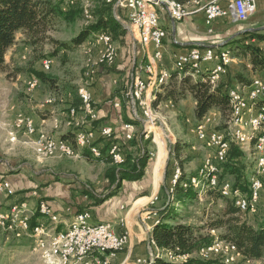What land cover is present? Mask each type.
<instances>
[{"label":"rangeland","instance_id":"obj_1","mask_svg":"<svg viewBox=\"0 0 264 264\" xmlns=\"http://www.w3.org/2000/svg\"><path fill=\"white\" fill-rule=\"evenodd\" d=\"M105 5H107V3H105V0L63 1L62 8L66 13L71 10L77 11L78 14H76L73 21L67 22L64 18H54L53 24L47 34V37H49L50 40L42 41L35 47H31L25 44L26 48L19 61L20 64H16L17 67H20L19 72L22 75L19 74L17 77L11 76V74L9 76H0V85L6 86L9 90L11 105L8 107V109L12 113L14 112L12 115L15 119L14 124L11 127H9L11 122L3 123V125L1 124L2 122L0 123V130L3 131L6 135L5 139L0 142V162L5 164L8 170L12 172L18 171V168L21 166V160H19L18 157L22 156L26 157L25 160L28 161V163H31L30 167H32V169L37 174L42 170L51 168V166L49 165H55L56 159H68L61 156L60 154L47 158L37 156L35 152V141L37 139V136H27L23 131H16L15 124L18 120L17 117L20 114L25 115L27 112H24L22 109L17 107L25 105L26 101L29 106L35 107H26L33 114H37L38 111H45L49 108L50 110L47 111H53L54 119L58 118L65 121L66 119H69L72 122L70 128L63 126L60 128V130L54 129L53 131L51 130L54 128L55 124L53 119L52 128H48L50 130L47 129V132H52L53 135H55L54 133L56 131L60 132L61 129H73L75 131L81 129L82 127H95V124L96 126L113 125L114 121L110 119L105 121V125H101L100 123H103V121H101V118L99 120L98 116V120L96 122L90 123L87 126L85 114L81 111V102L80 105H78L79 98L75 93L78 86L86 85L90 89L92 96H94L93 88L97 85L101 75L104 72H106V74L112 73V75H118L120 72L123 73L120 77V91L125 90L127 87L126 85H128L131 78H133L131 75V71L134 67V49L131 38L132 36L122 26H125L128 23L122 16V10H117V18L116 15L114 16V12L116 10L112 6L111 13L113 14L117 22H119V28L115 29L114 27H109L102 31L109 34L116 49V58L114 63H108L106 65L98 63L102 49L100 45L93 41L94 35L89 37L86 42H84V44L80 46H76L71 43L72 40L86 28V26L96 23V13L99 8H105ZM159 8L160 10H165L164 6L156 7V10L158 11ZM254 15H252V18H250L247 22L240 25H233L225 21L216 23L215 28H213V32L209 34L210 36H215V38L211 40V43H221L234 34L235 37H237L236 33L242 29H245L246 27H259L260 31H264V12H257V14ZM172 28L173 25H171V29ZM63 44L67 45V47H63ZM262 47L264 48V45ZM224 50H230L229 52L232 56L236 55L231 47ZM49 58H52L54 63L52 68L49 71H45L44 73L48 77L55 80L52 84L51 89L47 86L44 87L39 83V86H37L34 90L29 91L30 81L33 80V78H37L35 75V71L42 72V61ZM139 58L140 57L136 58L137 61H139ZM204 66L213 67L212 64H206ZM182 70L183 69L175 68L172 73L179 74L177 71ZM87 72H91L92 75L90 77H87ZM236 72L243 73L247 78H250L251 74L256 76H260L261 74L264 75L263 70H252V67L251 65H249L248 61L245 60V62L240 63L239 60H235L231 62L226 74L220 78L217 85L221 84L229 88L233 87L236 90L231 91H238L244 94V91L246 92V88H248V86L243 88L242 86H240L238 90L237 83L234 78ZM169 73L172 74L171 72ZM199 75H203V73H196L192 75V77L194 80H196L198 79ZM181 76L182 74L178 75V80L181 78ZM10 77L14 78L11 79ZM170 81L171 80H169L167 84L159 87L160 89H163L161 93H164V91L168 88V86L170 85ZM53 97L59 99V102L50 104V98ZM94 98L95 97H93V99ZM20 103L22 104L20 105ZM194 103V99L188 97L186 100L180 101L178 104L174 102L164 101L157 104V106L153 105L157 121L154 124L155 126L148 129L149 131L146 130L145 126L143 125L142 120H144V118L143 114L141 113L142 111L139 108L137 111L139 120H134L135 122L133 121V123L138 124L137 127L134 128V130L131 129L130 131H124L126 135H133V138L130 141H132L131 143L137 147L135 150H133L134 153L138 152L143 156L148 155L149 157L147 162V174L145 178V182L151 185L148 197L150 198L151 196H153V193L154 195L158 196V200L155 201V203L150 207L152 209L159 210L164 206L166 201H168L169 203L176 201L177 198H174V187L178 183H180V185L184 188H186L188 184H191V188L188 187L189 190H199L197 199L192 203H188L187 205H185L183 202H177L176 204L172 203V207L177 213V223L191 225L196 235H200L201 237H203V239L209 238L210 240L212 239V241H214L216 238H220L224 234L223 229L214 228V226L212 225L218 218L220 211L226 207V202L224 199L216 200L215 198L209 196V193H207L209 189L205 191L202 190V186H207V184L204 181L203 176L200 175V171L204 167L206 161L213 158L214 150L207 147L197 138L196 126L199 121H197L195 118L193 110ZM127 104L129 114H127V111L120 105V109L121 107L122 109L119 113H117L118 117L116 118L115 123L119 125L121 122L125 123V120L127 118L126 116H129L130 113V117H133L135 119L128 100ZM69 108H76L79 110L77 116L73 119L70 118L69 115H67ZM214 119L215 120L213 121L211 128L215 130H223L227 126L230 116H223L219 111H217V113H215ZM124 125L125 124H122L121 128L124 127ZM111 127L114 129L113 126ZM156 130L159 134L155 142L154 133ZM147 131H152L151 133H149L148 137ZM13 132L17 134L15 142L11 141L10 134ZM158 149H160L159 152ZM129 150L130 149L128 147L126 154L127 160L129 157ZM243 152L245 153L244 162L246 163L247 169L252 174V176L253 173L254 175H256V154L253 153L254 151L252 148H245ZM79 160L80 159H71L70 162L66 161V163L68 166H72L76 171L81 170L83 171V174H87V176L83 174L82 176L87 177L84 183L87 186L86 190L88 192V202L90 201V199H92V197L96 199H102L106 191V186H104V174H106L108 168H103V165L101 164L88 165L82 163L79 166ZM123 165H115V167L113 166L112 168L113 171H116L119 181H121V177L118 176V172L119 170L124 168ZM178 168H180L181 176L184 174L185 176L193 175V177H197L200 173L198 181L192 182V184L190 181L185 180L184 182L179 181L175 184L173 181L175 179L176 170ZM154 170L156 172H154ZM153 173H155V177L158 181L157 183L161 182L158 189H156L155 187ZM32 177H37V175L33 174ZM259 177L263 181V191L261 192V197L255 213L240 212L243 218L255 228L259 227V225L264 222V174L260 175ZM223 180L225 181V179ZM226 181L233 183L232 178H227ZM38 190L39 188L37 187L30 190L33 194L32 197L34 198V200H36L34 202L36 208L31 207L29 204L20 205V208L25 206L22 217L24 218L28 215L30 223L36 217H40L41 219H48V224H46V222H44L43 220L36 223V225H38L40 229H46L48 231L47 233L51 235L58 229V226L61 223L59 217L60 215L56 214L48 205V203L45 204L49 206L51 216L46 217L41 214H37L40 209L37 208L40 201H46L45 199H36L37 197H39ZM13 192L15 196L24 194L26 195L28 193L26 191L16 192L14 189ZM21 200L19 201L27 202L26 200ZM13 205H16V203ZM92 207L94 206L88 204L85 208H82L72 222L76 220L79 214L86 211H91ZM0 214H4L7 218L10 219V215L4 213V211H0ZM51 217H56L58 219V222L54 223L51 220ZM158 217L157 222L159 219ZM88 221L91 223V219L88 218ZM12 224V222L9 224V231H6L4 228L0 227V264H64L59 258L60 254L55 251L52 245L48 244L46 249H41L38 246L37 241L43 239L48 241V238L42 235L35 236V227L32 229H28L27 235H20L17 238V228L12 226ZM151 246L153 249V254L151 255H154L156 251L157 254L161 253V255H163L162 251H158L157 246L153 245L152 243ZM193 257L200 259L198 253H196ZM189 259L190 256L185 259H178V261L179 263H183V261ZM227 260H229V262H226ZM211 261L218 262L219 264H264V257L260 260H245L243 257H241L240 255L238 256L237 254L225 255L224 253L220 252L212 255L208 262ZM103 264L110 263H107L106 261Z\"/></svg>","mask_w":264,"mask_h":264},{"label":"crops","instance_id":"obj_2","mask_svg":"<svg viewBox=\"0 0 264 264\" xmlns=\"http://www.w3.org/2000/svg\"><path fill=\"white\" fill-rule=\"evenodd\" d=\"M256 5H257V9L255 14H257V12L258 13L264 12V0H256ZM157 12H158L161 29L164 32L163 60L159 64V67L161 69H166L171 73L172 71L175 70L174 59H173L175 54L178 55L185 54L193 47H200L205 49L214 48L216 50H224L229 47H225L221 45L226 43V41L230 40L229 39L230 37L231 38L235 37L234 34L221 43H217V44L211 43V40L214 39L215 36L209 35L213 32V30L212 32H209V28L205 24V16L203 13L196 14L180 22H174L171 19L166 8L165 10H160L159 8ZM114 16H115V12H114ZM122 16L126 18V12L124 10L122 11ZM224 21L229 22L233 25L243 24V23H233L231 21V18L227 17L215 21L213 28H215L216 23L224 22ZM171 25H173L172 29H171ZM122 26L132 36L131 38L134 49V61H133L134 67L131 71L132 72L131 75L140 76L142 78H145L146 80L147 75L143 71V67L146 66L147 64H150L151 55L154 54V46L152 45L150 47L149 37H140L137 31H133V32L130 31L128 29V23L127 25L125 26L122 25ZM253 30H259V27L257 28L246 27L245 29L238 31L236 35L245 33L246 31H253ZM25 44H26V39L24 34L22 32H18L16 35L15 44L8 50L6 56V64L8 65L10 71L9 72L0 71V76L2 75L9 76L11 74V76L17 77L19 75L14 73V71L15 69H20V67H17L16 64H20L19 61L26 48ZM137 57H140L139 61H137L136 59ZM235 60H239L240 63L245 62V59H241V58L238 59L234 58L233 61ZM122 74L123 73L120 72L118 75H112V73L106 74V72H104L101 75L97 85L93 88V95H94L93 97H95L94 98L95 108L97 109L99 120L101 118V121H103V123L101 122L100 124L105 125L104 124L105 121L109 119L114 121V123L112 122L113 125H109V126L114 127L115 140L121 145L125 158L127 154V148L129 147L130 149L128 152V156H129L128 160L126 158L127 163L124 164L123 165L124 168H122V170H124V172L128 176H124V178H121V181H119L116 171H113L112 169L113 166L115 167V165L108 158L98 159L93 157L88 150H79L83 154V157L80 158V160L78 161L79 166L82 163L88 165L101 164L103 165V168L105 167L108 168V170L106 169L107 170L106 174H104V178H105L104 186H106L105 189L106 191L102 199L101 198L96 199L92 197V199H90V201L88 202L89 200L87 197L88 192L86 190L87 186L84 183L87 177L82 176L83 171L81 170L76 171L72 166L70 167L67 165L66 161L70 162L71 160L69 158H68L69 160L56 159L55 165L53 164L49 165L51 166V168L47 170H42L38 174L32 169V167H30L31 163H28V161L25 160L26 157L23 156L18 157V159L21 160V166L18 168V171L15 172L8 170L6 165L0 162L1 163L0 182L3 181L9 182L12 189H14L16 192H20V191L28 192L36 187L39 188L38 190L39 197L37 198L35 197V198L45 199L48 205L53 209V211L56 214L60 215L59 217L61 223L59 224L57 231L66 230V228L72 223L75 216L78 214L79 211H81L82 208H85L88 204L93 205L94 207L91 208L92 209L91 211H86L91 213L92 224L109 222L113 224L114 229L118 234L129 232L132 237L130 246L124 252L119 253L118 257L115 260L109 261L106 253L101 254L103 262L107 261V263L109 262L110 264H136V261L138 259L148 260L151 259V257L153 258V255H151L153 254V249L150 240H152L151 234L154 229V226L156 225L157 217H158L155 211L158 210L152 209L150 206H152V204H154L155 201L158 200V198L156 197V195H154V193L152 194L153 196H151L150 198L148 197V193L150 192V187H151L149 183L145 182L148 167L144 170V176L141 179L136 180L135 177L131 176L134 174L130 173L132 164L138 163L139 158L142 156V154H139L138 152L134 153L133 150H135L137 147L131 143L132 141H130L132 140L133 135L131 134L126 135L125 131H130L131 129L134 130V128H136L138 124L133 123V121L139 119L138 118L134 119L133 117H130L131 115L130 113L129 116H126L127 118L125 120V123L121 122L120 125L115 123L116 118L118 117L117 113L121 111L122 107L127 111V114H129L127 107L128 106L127 98H126L127 93L125 95L124 92L120 91L119 84H121L120 77ZM20 75L22 74L20 73ZM14 77H10V78L12 79ZM254 77H264V75L262 74L260 76L255 75ZM135 78L138 79V77H133L131 78V80L133 81ZM132 81L130 82V84L132 83ZM31 82L32 80L30 81V83ZM40 84L46 87L43 83ZM240 86H242V88L247 87L241 84H237L238 90ZM162 91L163 89H160L158 90V93H161ZM10 102L11 99H10L9 90L7 89L6 86L0 85V123L2 122L1 124L3 125V123L11 122L9 127H11L14 124V120H15L14 116L12 115L14 112L12 113L8 109V107L11 105ZM115 103H119L122 106L121 109L120 106L118 108L115 107L114 106ZM21 104L22 103H20V105ZM195 106L196 103H194L193 110H195ZM26 107L29 108L31 107L27 104V101L25 105H21L20 107L17 108L22 109L24 112L27 111L25 115L31 116L34 119V122L39 132L42 130L48 131L50 130L48 128H52V121L54 119L53 111H50L51 112L50 113L49 111H47L50 110L48 108L45 111H38L37 114H33ZM31 108H35V107L32 106ZM211 112L217 113L216 110H213ZM122 124L131 125V128L129 130L124 131L123 129L124 127L121 128ZM154 124H149L148 125L149 127L147 128L148 129L152 128L153 126H155ZM88 127L92 128L93 126L92 127L88 126ZM98 127L100 126H96L95 124V127L93 128H98ZM69 132H74V130L61 129L60 132L59 131L55 132V136L63 138L64 136L66 137L67 136L66 134H68ZM151 132H148L147 134ZM158 134L159 133L156 130L154 133L155 142L157 140ZM27 136H35V135H27ZM5 137L6 135L4 134V132L0 130V142H2V140L5 139ZM73 138L74 136L73 137L70 136L67 137L66 139L72 143ZM97 144L101 148H103V151H106V148L109 143L105 140L100 139ZM159 150L160 149H158V152ZM154 172L156 171L154 170ZM33 174L37 175V177H32ZM153 174H154L155 187L156 189H158L159 184L161 182L157 183L158 181L155 177V173ZM83 175L87 176V174H83ZM32 195L33 194L31 193V191L28 192L26 195L24 194L19 196H15V195L8 196L6 193H0V211H8L13 204L17 203V201L20 202L19 200L21 199H22L21 201L26 200L31 207L36 208L34 205V202L36 200H34ZM43 220L44 222H46V224L49 223L48 219H44V218L41 219L40 217H36L33 219L32 224L34 223V225H36V223ZM157 248L158 251L161 250L159 247ZM156 252L154 256L160 254V253L157 254ZM128 254H130V257L129 259H126Z\"/></svg>","mask_w":264,"mask_h":264},{"label":"bare ground","instance_id":"obj_3","mask_svg":"<svg viewBox=\"0 0 264 264\" xmlns=\"http://www.w3.org/2000/svg\"><path fill=\"white\" fill-rule=\"evenodd\" d=\"M223 1L226 0H211V2H205L199 5V0H192L187 4H179L174 1L170 0H130V6H133L135 9V17L136 18H145V10L140 7V5L149 8L148 9V16L151 17L152 22H154V29L157 34V39L154 41V54L158 55L160 52V61L163 60V37L164 32L161 29L159 23L158 13L156 12V7L164 6L171 18H178L180 16V11H189V16L196 15V9L198 7V14L199 13H209L210 11L217 10L220 8ZM105 3L110 4L114 7L115 15L117 16V10H119L114 4H117V0H105ZM86 13V12H85ZM87 14V13H86ZM89 14V13H88ZM89 18V17H88ZM118 18V16H117ZM133 31H137L140 37H147L146 33V22H138L134 25ZM212 32V30H210ZM107 35V37H105ZM104 38V44H103ZM93 40L102 47V51L100 53L99 64L106 65L108 63H114L116 58V49L112 43L111 37L107 32H100L94 35ZM103 52V54H102ZM209 52H213V50H208L204 48L202 51V59H209ZM222 58L223 59H211L205 60L204 62H195L194 58H187L184 60V57L175 54L174 59V67L176 69H184L188 68L193 71L194 74H201L203 73L207 75L210 83L213 86H216L219 82L220 78L226 74V61H232L233 56L229 51L222 50ZM46 63V65H44ZM54 61L52 58L46 59L42 61V68L43 71H49L53 66ZM96 63V62H95ZM206 64H212L213 67H205ZM150 64H147L143 67V71L147 75V79L145 80V93L143 95V104L142 102H135V111L132 107V96L131 93L127 92V98L129 99V103L133 110V115L139 119L138 109H141V113L143 116H146V112L149 113V118H145L142 120L143 125L145 126L146 130H148V124H154L157 121L155 117L153 103L156 100V96L158 93V89L160 86L167 84L170 79L169 71H164V78H159L158 82L153 85L155 80V73L151 71L148 67ZM93 68V66H92ZM93 71V70H92ZM94 72V71H93ZM193 74V75H194ZM92 75L91 72H87L86 76L90 77ZM264 77H254L252 79L251 84L246 88V92L244 94L239 92L238 105L234 111V104L232 95H230L231 100V116L227 123V126L223 130H215L212 129V124L215 116V113L209 112L202 120H200L196 127H205L208 123V118H210V128L207 129V136H214V133L219 134V137H211V144H205L207 147L214 150V155L212 159L206 161L204 167L200 171V175L203 176L204 181L206 182L207 186H202V189H212L218 188L223 197L230 198L234 201L235 206L242 212L246 213L245 207L240 203H251V210L255 211L260 200L261 192H259V198L257 195H250V193L256 191V187L260 184L263 185L262 179L259 177L263 175L262 173V160H261V150L259 147L261 144L264 143V134H260V125H264V105H261L260 102L264 100V94H261V91H254L253 92V100L251 101L252 89L255 88V79H263ZM214 80V81H213ZM40 81L36 78L32 80L29 84L30 90H34ZM138 91V79H134L130 84V92H137ZM231 92H238V91H231ZM78 97L81 102V111L84 112H94L95 116H93V122L98 120L97 110L95 105L92 103V93L90 89L86 85H80L78 88ZM59 102V99L55 97L50 98L49 103H56ZM120 104L118 103V107ZM260 110L263 115H259L256 121V113L254 111ZM79 110L76 108H69L68 114L70 118H74L77 116ZM28 119H21L18 118L16 121L15 127L16 131H23L27 135H35V134H28L27 129L29 128V120L33 123L34 119L29 116H25ZM61 118V117H60ZM86 118V115H85ZM54 128L55 130H60L61 126H65L70 128L72 122L68 119L62 120L55 118L54 119ZM91 122H86L87 126ZM82 125V124H81ZM112 127L109 125L100 126L98 128H89V127H82L79 130H75L73 142L71 143L69 140L64 139L62 137H57L55 135L46 130H42L38 133L37 139L35 141V152L37 156L47 158L52 157L57 154H60L63 157L69 159H80L83 157V154L79 150H88L91 155L95 158L102 159L108 158L112 161V163L121 165L124 163V153L123 151H117L115 154V147H107L106 151H103L101 147H95V144L89 142L86 138L87 135H97L102 134V132L110 131ZM125 130H129L131 125H124ZM15 130V129H14ZM55 134V133H54ZM11 141L15 142L17 134L15 132L11 133ZM149 134H147L148 137ZM197 138L200 142L204 143L202 140V132H196ZM236 135V137L234 136ZM45 143V144H43ZM47 144V145H46ZM238 146L242 151L245 148H252L253 153L256 154V175L250 181L249 192L242 193L239 190H235L233 183L229 181H220L221 172L214 171L215 169L222 171V164L226 162L228 152L232 145ZM105 148V147H104ZM248 150V149H247ZM198 178H190L188 181L195 182L198 181ZM254 175V174H253ZM181 171L180 168L176 170L174 183L180 181ZM214 182H221L223 186H214ZM193 184V183H192ZM198 184V183H197ZM204 185V184H203ZM238 201L240 203H238ZM23 206L20 209L16 210V214H11L10 219L7 218L4 214H0V227L4 228L6 231H9V224L12 222L16 224L20 222L21 219H29L27 217H22L24 213ZM37 214H41L46 217L51 216V211L48 205L43 203V208L39 209ZM30 220V219H29ZM51 220L54 223L58 222L56 217H51ZM158 222H156V225ZM32 226V222H31ZM35 229V236H46L48 241L45 239L37 241L38 246L41 249H46L48 244L52 245L56 252L60 254L59 258L64 263H73V264H103L101 254H105L106 251H100V248H90L95 244H98V235H88L84 237V232L86 231H100L103 233V236H111L113 240L117 241H124V233L118 234L115 229H112V223H99V224H92L88 221V217H77L74 222H72L65 231H55L51 235L48 234L46 229H40L38 225L34 226ZM33 227V228H34ZM20 236V235H18ZM65 237V242L60 243V238ZM151 243L155 245L154 241L151 240ZM211 247V248H210ZM82 251V252H81ZM224 253L225 255L231 254H238L236 247L227 241L221 240L220 238H216L209 244L203 245L199 251L198 256L202 261L208 262L212 255L216 253ZM77 255V256H76ZM107 255V254H106ZM157 256V255H156ZM156 256L153 255V258L148 259L146 264H154ZM164 258H167L169 261L172 262H179L178 259H185L187 257H177L171 254L164 255ZM184 262V261H183ZM226 262H229L227 260ZM224 264V263H223ZM227 264V263H226Z\"/></svg>","mask_w":264,"mask_h":264},{"label":"trees","instance_id":"obj_4","mask_svg":"<svg viewBox=\"0 0 264 264\" xmlns=\"http://www.w3.org/2000/svg\"><path fill=\"white\" fill-rule=\"evenodd\" d=\"M63 1L65 2V0H0V71H10L6 64V56L8 50L16 42L18 32L24 34L27 45L35 47L42 41L50 40L47 34L53 24L54 18L60 17L64 18L67 22L73 21L78 13L74 10L66 13L62 8ZM170 1L187 4L192 0ZM104 7L103 9H98L96 23L86 26L72 40L71 43L73 45L80 46L92 35H96L109 27L119 28V22H117L111 13L112 5L107 4ZM229 39L225 47H231L234 50L236 53L235 56L233 55L234 58L245 59L254 71L257 69L264 71V48L261 46V44H264V31H246L237 35V37H230ZM62 46L67 47L65 44ZM19 70L15 69L14 73L20 74ZM44 72L35 71L36 79L51 89L55 80L48 77ZM177 72L182 74L181 78L178 80L179 74L172 73L170 75V85L164 93H157L156 100L153 103L154 106L164 101L178 104L180 101L191 97L196 103L194 114L197 121L202 120L213 110L219 111L223 116H231L230 92L231 90H235L233 87L229 88L221 84L213 86L206 74L199 75L198 79L194 80L192 77L194 73L188 68ZM254 76L251 74V77L247 78L243 73L237 72L234 78L237 84L249 86ZM129 84L122 91L124 94H126ZM78 88L79 86L75 93L77 95ZM127 100L129 103L128 98ZM79 104L80 99H78ZM260 104L264 105V100ZM74 132H69L63 138L73 137ZM148 159V155H142L138 163L132 164L130 173L134 174L131 176L135 177L136 180L144 176ZM244 159L245 153L233 144L228 152L226 162L221 166L220 181L224 182L223 179L226 181L227 178H232L234 189L247 194L249 192L250 181L255 175L252 176L249 172ZM125 161L124 163L126 164L127 160L125 159ZM118 176L124 178V176L128 175L121 169L118 172ZM190 178H198V176L193 177V175H190L188 178V176L183 174L180 177V182H184ZM191 186V184H188L184 188L178 183L174 187V198H177V200L172 203L183 202L187 205L194 202L198 197L199 190H189L188 187L191 188ZM202 190L205 191L207 189ZM207 193L216 200L224 199L226 202V207L220 211L218 218L212 225L214 228L224 230V234L220 239L232 243L236 247L238 254L245 260L262 259L264 257V222L257 228L253 227L243 218L242 212L235 206L234 201L223 197L218 188L209 189ZM172 203L166 201L160 210L155 211L159 219L158 224L153 229L151 238L155 246L161 249L160 251L163 252V255L161 253L157 255L154 264H219L215 261L205 262L193 257L203 245L211 243L212 239H203L200 235H196L191 225L177 223V213L173 209ZM32 226H35L34 223ZM168 254L177 257L190 256V259L183 263L172 262L164 258V255Z\"/></svg>","mask_w":264,"mask_h":264},{"label":"built area","instance_id":"obj_5","mask_svg":"<svg viewBox=\"0 0 264 264\" xmlns=\"http://www.w3.org/2000/svg\"><path fill=\"white\" fill-rule=\"evenodd\" d=\"M205 2H211V0H199V5ZM199 5L197 6L196 14H198ZM114 6H116L120 11L124 10L126 12L125 19L126 22H128V29L130 31L133 32L134 25L137 24L138 22H146V33H147V37H149L150 47L154 45V41L157 39V34L154 29V22H152L151 17L148 16L149 8L140 5V7H142V9L145 10V18H136L135 9H133V6H130V0H117V4H114ZM256 9H257L256 0H226L222 2L220 8H218L217 10L210 11L209 13L204 14L205 24L209 28V32H210V30H213L214 22L219 19L230 17L233 23H245L251 18L252 15L255 14ZM189 17H192L189 16V11H180V16L178 18H171V19L174 22H180ZM105 37H107V35H105ZM103 44H104V38H103ZM202 51H204V48L193 47L187 53L180 54V56L184 57V60H187V58H194L195 62H204L205 60H211V59H223L222 50H216L213 48V52H209V59H202ZM233 60L226 61V68H225L226 71L228 70V67L230 66L231 62H233ZM160 63H161L160 52L158 53V55H151V61L148 67L151 69V71H154L155 73V80L153 82V85L156 84V82H158L159 78H164V71H167L166 69H161L159 67ZM44 65H46V63H44ZM132 77H138V91L130 92V84H129V92H128L131 93L132 107L134 108L135 111V102H142L143 104V95L145 93L146 84H145V78L136 75H133ZM254 91H261V94H264V78L255 79V88L252 89V95L250 96L251 101L253 100ZM230 95H232L233 98L234 111H235V108L238 105V100H240L241 98H239V92H230ZM92 103L93 104L95 103L93 96H92ZM114 106L118 108V103H115ZM254 112L256 113V121H257V117L263 114L258 109ZM85 115H86V122L93 123V116H95V113L85 111ZM17 118L28 119L25 118L24 114H20ZM143 118L144 119L149 118V113L146 112V116H143ZM207 129H211L210 118H208V123L205 127H196V132H202V140L204 141V144H211V137H219V134L214 133V136H207ZM26 131L28 134H35L36 136H38L37 126L35 123L31 122L30 120H29V128ZM260 134H264V125H260ZM234 136L236 137V135ZM86 138L89 142L95 144V147H100L97 144L100 139L107 141L109 143L107 147H115L114 155L117 154V151H123L121 145L114 139L113 128H111L110 131L102 132V134H97V135L86 134ZM259 150H261L262 173H264V143L260 145ZM213 169L214 171L222 172L221 170L215 169L214 167ZM214 186H223V185L221 182H214ZM262 191H263V185L259 184L256 187V191L250 193V195H257V198H259V192ZM0 192L6 193L8 196L14 195L10 183L6 181L0 182ZM156 197L158 198V196ZM43 203H47V202L43 200L40 201L37 208H43ZM238 203L240 202L238 201ZM21 204H28V203L18 202L16 203V205H12L8 211H4V213L8 215L16 214V210L20 209ZM240 204L243 205V207H245L246 213H255V211L251 210V203H240ZM78 216L88 217L89 219H92L91 213L89 212H83ZM12 226L17 228V238L18 235H27L28 229H32L34 227L31 226L29 219H21L20 222H17L16 224H12ZM112 229H114L113 224H112ZM88 235H98V244H95L90 248H100V251H106L109 261L115 260L118 257L119 253L124 252L130 246L131 238H132L129 232L124 233V241L113 240L112 233L111 236H103V233L100 231L84 232V237ZM64 242H65V237L60 238V243H64ZM128 255L126 259H129L130 254ZM146 262L147 259H138L136 261V264H146Z\"/></svg>","mask_w":264,"mask_h":264},{"label":"water","instance_id":"obj_6","mask_svg":"<svg viewBox=\"0 0 264 264\" xmlns=\"http://www.w3.org/2000/svg\"><path fill=\"white\" fill-rule=\"evenodd\" d=\"M229 42V40L228 41H226V43H224L223 45H221V46H225L227 43ZM155 227V226H154Z\"/></svg>","mask_w":264,"mask_h":264}]
</instances>
